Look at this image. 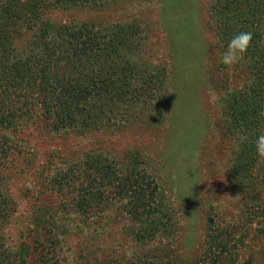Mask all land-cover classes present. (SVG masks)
<instances>
[{
  "label": "rangeland",
  "instance_id": "374dc122",
  "mask_svg": "<svg viewBox=\"0 0 264 264\" xmlns=\"http://www.w3.org/2000/svg\"><path fill=\"white\" fill-rule=\"evenodd\" d=\"M262 2L252 22L251 0H97L41 12L54 28L118 32L134 72L87 130L52 132L36 110L2 132L18 152L0 181L8 264H22L25 245L23 264H264L254 143L264 134ZM34 32L22 29L21 51ZM240 32L253 39L226 67L220 56Z\"/></svg>",
  "mask_w": 264,
  "mask_h": 264
},
{
  "label": "trees",
  "instance_id": "16d2710c",
  "mask_svg": "<svg viewBox=\"0 0 264 264\" xmlns=\"http://www.w3.org/2000/svg\"><path fill=\"white\" fill-rule=\"evenodd\" d=\"M96 1L6 0L0 12V181L5 164L18 155L17 146H10L2 132L19 130L36 110L52 132L87 130L104 114L102 101L123 89L134 72V66L121 58L126 40L118 32L88 25L54 28L41 19L43 10ZM251 1L252 22L263 2ZM23 28L28 34L35 32L21 51L17 45ZM5 204L0 194V225L7 219ZM87 204L80 196L76 206L85 210ZM43 246L34 251L43 252ZM1 249L2 245L0 264H8L10 258ZM30 249L25 245L16 260L23 264Z\"/></svg>",
  "mask_w": 264,
  "mask_h": 264
},
{
  "label": "clouds",
  "instance_id": "9594fccd",
  "mask_svg": "<svg viewBox=\"0 0 264 264\" xmlns=\"http://www.w3.org/2000/svg\"><path fill=\"white\" fill-rule=\"evenodd\" d=\"M253 39L251 32H240L228 43L227 49L220 56V63L226 67H233L239 63ZM255 151L259 159L264 160V134L259 135L255 140Z\"/></svg>",
  "mask_w": 264,
  "mask_h": 264
}]
</instances>
